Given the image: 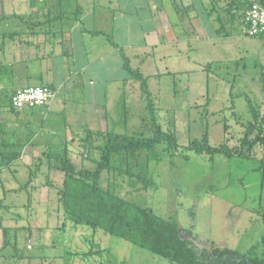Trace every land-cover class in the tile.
Returning <instances> with one entry per match:
<instances>
[{"label": "rangeland", "instance_id": "obj_1", "mask_svg": "<svg viewBox=\"0 0 264 264\" xmlns=\"http://www.w3.org/2000/svg\"><path fill=\"white\" fill-rule=\"evenodd\" d=\"M93 1L96 9L103 7L99 4L106 5L105 1ZM142 1L129 0L131 10ZM152 1L148 6L153 10ZM4 2L21 5L25 1ZM120 2L125 9L129 7L126 0ZM215 2L217 7L214 5L212 14L220 17L216 30L207 39L192 33L193 38L185 41L181 32L187 29L186 21H181L178 30L182 38L165 47L166 54L155 44L152 22L139 21L140 12L131 17L130 34L125 29L124 37H118L119 42H127L125 53L130 67L143 73L154 108L147 107L141 80L132 76L127 89H114L108 98V106L113 98H123L121 103L126 107L116 109L114 115L106 108L110 117L117 120L112 126V119L105 117L106 131L152 137L157 125L163 133L175 137L176 146L163 139L153 151L142 150L136 156L123 154L121 170L114 157L115 169L102 171L100 182L128 201L175 221L198 246L213 244L240 252L252 251L264 260V145L254 146L249 158L223 154L211 158L190 149L205 142V138L214 146L241 145L250 127L248 123L255 121L251 106L260 116L264 115V37L247 33L241 6L233 7L232 0ZM7 21L10 25L18 20ZM7 21L2 27L10 31L11 27H5ZM17 23L19 29L27 28V23ZM142 31L148 34V45L143 44ZM98 39L105 41L99 50L111 49L107 37ZM9 55L8 50L7 58ZM7 58L0 62L5 63ZM7 77L6 73L0 77V121L16 116L9 98L13 88L20 85H10ZM85 97L92 101L93 96L87 92L74 91L60 92L57 99L65 101L69 109L81 105L78 102ZM95 99L103 104L104 97L99 93ZM77 109L76 124L87 116L84 108ZM35 114L36 118L41 117V113ZM100 118L104 120L102 111ZM57 120L61 123L57 126L64 128L61 118ZM103 124L98 126L105 129ZM70 129L57 135L62 138L51 139V145H59V150H50L62 153L68 145L76 168L95 170L99 147H104L101 137L81 141ZM257 132L254 130L251 137ZM42 170L31 191L32 185L20 190L27 186L23 177L16 191L15 183L8 185L12 189L0 186V264H178L102 230L94 233L89 227L67 221L54 188L62 185L64 172L55 168ZM97 250L99 254L90 253Z\"/></svg>", "mask_w": 264, "mask_h": 264}, {"label": "crops", "instance_id": "obj_2", "mask_svg": "<svg viewBox=\"0 0 264 264\" xmlns=\"http://www.w3.org/2000/svg\"><path fill=\"white\" fill-rule=\"evenodd\" d=\"M24 1L21 5H13L12 2L7 5L4 0H0V60L8 57V50L10 54L5 63L0 62V77L2 73H6L10 85H20L13 88V92L23 87L51 85L56 94L43 107H25L18 110L16 116L10 120L0 121V141L8 138L12 141L30 139V142L22 147L18 160L10 166L0 168V186L9 189L12 188L8 185H17L22 177V181H28L29 172L35 168L37 157H45L52 147L59 150V145H51V139L62 138L57 135L63 133L67 127L71 128V132L85 128L106 132L108 127L105 117H110L106 108H110L114 115L116 109L126 107L121 103L123 98H113L110 107L108 98L114 89L122 92L129 86L131 74L124 65L122 54L123 51L127 56V42H119L117 39L120 34L124 37L125 29L128 30L126 34H130L131 17H135L136 12H140L137 16L141 24L147 19L152 22L156 36L155 44L162 54L167 53L164 51L165 47L178 43L182 34L185 41L193 38L192 33L207 39L220 21L216 13L212 14L215 11V0H179L181 6L177 0H153V10L148 6L150 0L136 3L132 10L129 0H126L129 6L127 9L120 0H99L105 1L106 5L99 4L103 7L97 9L93 0ZM8 19L27 23V28L19 29L18 21L7 25ZM5 21V27H11L10 31H7V28L3 30L2 24ZM181 21H186L187 28L182 34L178 30ZM142 33L143 44L148 45V34L144 31ZM101 36L108 38L111 49L99 50L105 44V41L98 39ZM98 84L101 85L99 88L96 87ZM63 91H74L78 94L87 92L93 98L90 101L85 97L86 100L78 102L81 105L68 109L65 101L57 99L58 94ZM97 93L104 97L103 104L97 103ZM79 107L86 110L87 116L82 123L76 124L74 117L79 112ZM101 111L104 115L103 121L100 118ZM37 112L41 113L40 118H36ZM123 113L124 121L126 111ZM58 118L63 121L64 128L57 126L60 123ZM111 119L114 126L117 120ZM102 122L105 123V129L98 126L104 125ZM7 147L6 150L11 151L10 153L19 150L15 144ZM54 150L51 151L56 152ZM49 164V161L44 160L39 171L44 168L49 171ZM35 179L36 177L33 185H37L38 178L36 181ZM17 187L19 185L13 190L16 191ZM33 189L35 188L29 191ZM3 194L6 197V191H3Z\"/></svg>", "mask_w": 264, "mask_h": 264}, {"label": "trees", "instance_id": "obj_3", "mask_svg": "<svg viewBox=\"0 0 264 264\" xmlns=\"http://www.w3.org/2000/svg\"><path fill=\"white\" fill-rule=\"evenodd\" d=\"M254 2L264 6V0H232L230 3L233 7L241 6V18L245 25V13ZM122 54L124 65L130 72L131 78L133 76L135 79L141 80L147 107L152 110L154 108L152 94L147 87V83H145L143 73L138 69H132L129 58L123 51ZM48 86L52 88L51 85ZM251 108L256 110L255 106H251ZM11 110L17 114L19 109L11 106ZM254 110L252 111L254 112L255 121L248 123L250 127L241 145L228 146L222 143L214 146L208 144L207 138H205V142L194 144L190 149L197 153H206L211 158L216 154H223L227 157L249 158L254 146L264 145V115L261 114L260 116L259 112ZM155 127V133L152 137L111 131L105 132L89 128L82 131H72L73 134L78 136L77 139L81 141H89L92 137L98 139L101 137L104 142V147H99L100 159L97 161L95 170L76 168L67 145L62 153L50 150L45 157H37L35 168L29 172L27 186L23 185L20 190L30 185H32L31 188L33 187V181L40 172L41 163L47 160L50 163V170L55 168L64 172L62 185L53 187L57 190L66 220L73 224L89 227L94 233L102 230L178 264H264V260L252 251L240 252L213 244L203 247L198 246L193 238L184 235V230L175 221L154 213L150 208L128 201L101 185V172L104 170L109 172L115 169L112 165L114 157L118 158L119 167L117 169L121 170L122 160L125 157L123 154L136 156L139 151L152 150L155 144L160 143L163 139L176 146V139L173 135H166L160 130L159 126L155 125ZM257 129L258 132L255 137H251L254 130ZM84 133L86 136L82 138ZM29 140L12 141L10 138L1 140L0 168L1 166H10L12 162L18 160L22 147L30 142ZM10 144L18 145L19 150L10 153L11 151L6 150ZM47 183L52 185L51 181ZM99 252L98 250L90 251V253L96 254H99Z\"/></svg>", "mask_w": 264, "mask_h": 264}, {"label": "built area", "instance_id": "obj_4", "mask_svg": "<svg viewBox=\"0 0 264 264\" xmlns=\"http://www.w3.org/2000/svg\"><path fill=\"white\" fill-rule=\"evenodd\" d=\"M247 33L251 36L264 35V6L254 2L245 13ZM55 90L48 85L29 86L17 89L10 97L15 109L32 108L48 104L55 97ZM29 248L31 246H28Z\"/></svg>", "mask_w": 264, "mask_h": 264}]
</instances>
